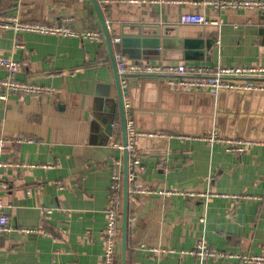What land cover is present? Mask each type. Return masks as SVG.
<instances>
[{
    "label": "crops",
    "instance_id": "1",
    "mask_svg": "<svg viewBox=\"0 0 264 264\" xmlns=\"http://www.w3.org/2000/svg\"><path fill=\"white\" fill-rule=\"evenodd\" d=\"M97 1L112 53L120 50L130 61L264 66L263 11L221 7V0ZM184 13L219 23L182 22ZM12 17L49 24L70 17L75 35L0 27V56L19 63L15 80L52 89L0 97V196L12 226L0 231V264H103L111 163L121 160L122 204L124 151L115 144L122 143L118 93L101 18L92 0H0V20ZM86 30L101 36L81 37ZM7 76L0 66V80ZM166 77L128 75L125 115L136 116L138 131L152 133L136 137V181L156 191L133 193L127 182L125 264H245L192 250L204 242L214 250L264 254V122L235 127L254 136L258 128V137H234L260 141L238 151L203 138L215 127L198 134L196 120L186 122V132L154 129L165 124L154 120L159 106L169 112L178 101L182 114L195 116L197 105L209 108L206 97L197 104L198 90L149 83L166 84ZM250 79L264 83V76ZM244 97L235 95L232 105ZM108 112L111 129L99 120ZM148 136L166 138L165 145ZM114 264H121V216Z\"/></svg>",
    "mask_w": 264,
    "mask_h": 264
},
{
    "label": "built area",
    "instance_id": "2",
    "mask_svg": "<svg viewBox=\"0 0 264 264\" xmlns=\"http://www.w3.org/2000/svg\"><path fill=\"white\" fill-rule=\"evenodd\" d=\"M221 7L232 8H254L264 12V0H221L217 2ZM70 17L61 18L56 23H39L21 21L16 17L9 20H0V27L10 28L14 31H32L48 34H69L75 35L67 25ZM182 22L193 23H211L218 24L216 18H207L200 13H184L180 16ZM77 35V34H76ZM79 35V34H78ZM101 36L98 30H86L81 34V37L88 39H97ZM114 43L120 41L119 36L112 38ZM114 61L119 77V82L122 88L123 103L129 105L128 100V75L129 74H148L154 76H169L166 77V82L169 85L177 86L182 89L192 90H209L212 94H216L219 89H248V90H264V83L255 82L250 79L252 76H264V66H211L204 63H184V62H134L128 60L120 50H115ZM0 66L3 67L8 76L0 80V84L5 87L6 92L0 93V97L5 98L10 91H20L22 93H48L52 89L36 83H26L15 80L14 73L19 67V63L12 59L0 56ZM126 117V143H115L122 149H126L127 155V182H131L129 190L133 193L155 192L153 188L136 181L135 168L139 164V156L135 149V140L138 135H151L150 132L138 131L134 125V121L130 116ZM208 141L222 140L227 143V148L231 150H240L243 145L251 143H260L256 139H237L235 137H224L216 128L207 131L202 135ZM19 141H33L32 138L16 136L11 138ZM4 142V138L0 137V144ZM2 162H0V165ZM121 160L114 159L111 163V185L107 199L106 223L103 234L104 250L103 264H114L117 257L118 234L120 228L121 216ZM159 192H169L168 190H159ZM186 193H190L185 191ZM4 202L0 196V231H7L12 228L8 220V215L4 209ZM49 211L47 209L43 210ZM25 230V229H24ZM27 230V229H26ZM199 257L209 256H231L242 260L245 264H264V254L251 253H229L221 250H214L208 247L204 242H199L192 250Z\"/></svg>",
    "mask_w": 264,
    "mask_h": 264
},
{
    "label": "water",
    "instance_id": "3",
    "mask_svg": "<svg viewBox=\"0 0 264 264\" xmlns=\"http://www.w3.org/2000/svg\"><path fill=\"white\" fill-rule=\"evenodd\" d=\"M94 3V6L101 18V22L103 25V30L106 35L108 47L110 50V56L112 61V66L114 70L115 75V84L117 88V96H118V107H119V118H120V124H121V132H122V143H126V117L124 112V103L122 99V92L120 90V83H119V77L116 70V65L112 53V45L110 36L108 34L107 26L104 20V17L102 15L100 5L97 0H92ZM148 75V74H146ZM154 76V75H151ZM150 78V77H149ZM155 80H150L149 83L154 85L155 88H159L160 90H166L170 85L168 83L157 85L155 83ZM193 92V91H192ZM184 93V92H181ZM180 93V94H181ZM197 97V104H199L198 98L200 99H206L208 98V106L209 108L206 110H201L198 108V105L194 108V113H196V116L194 114H187L188 112L181 113L182 108L180 107L179 102H175V105L172 108L168 109L169 112H165V108L163 106H159V110L157 113L154 114V120L157 123L163 122L162 128L160 126H156L154 124V129H163V130H182V132H186V122L190 119L196 120L198 123L197 133L200 134L203 129L205 128H211L215 127L218 132L223 136L227 137H258L257 131L255 132L256 135L250 134H242V132H239L237 129L243 128L245 126V130H251L252 126H250V123H253L255 119H257V122L255 123V126H259L263 124L264 122V90H245L242 89H230V90H224L219 89L217 93L214 95L210 91H203L198 90L195 92ZM176 94L177 93H171ZM193 95V93H192ZM235 95H240L241 97L249 96L248 98H240V105L237 107L232 105V100ZM206 97V98H203ZM231 100V101H230ZM202 101V100H201ZM202 101V103H203ZM207 105V104H206ZM172 106V105H171ZM114 119L113 114L108 112V115L103 116V118L99 119L100 123L104 125L105 123H108V127L111 129V122ZM180 120L179 127L172 126V124L176 123V121ZM137 118L134 116V125L138 129L137 125ZM260 123V124H259ZM161 125V124H160ZM165 125V126H164ZM151 129V128H150ZM242 130V129H241ZM109 132V131H108ZM110 134V133H108ZM138 137H144V136H137ZM150 140H154L160 144L165 145L166 138H158L153 136H148ZM257 139V138H256ZM124 151V162H123V201H122V212H121V264H125V254H126V232H127V155H126V149H123Z\"/></svg>",
    "mask_w": 264,
    "mask_h": 264
}]
</instances>
